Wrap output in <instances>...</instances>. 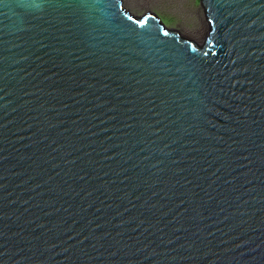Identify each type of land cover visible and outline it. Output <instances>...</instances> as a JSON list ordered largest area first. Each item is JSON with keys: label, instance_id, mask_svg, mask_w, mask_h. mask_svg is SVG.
I'll return each mask as SVG.
<instances>
[{"label": "water", "instance_id": "95a60500", "mask_svg": "<svg viewBox=\"0 0 264 264\" xmlns=\"http://www.w3.org/2000/svg\"><path fill=\"white\" fill-rule=\"evenodd\" d=\"M199 2L0 0V264H264V0Z\"/></svg>", "mask_w": 264, "mask_h": 264}, {"label": "rangeland", "instance_id": "374dc122", "mask_svg": "<svg viewBox=\"0 0 264 264\" xmlns=\"http://www.w3.org/2000/svg\"><path fill=\"white\" fill-rule=\"evenodd\" d=\"M135 16L150 11L169 29L202 43L209 24L199 0H122Z\"/></svg>", "mask_w": 264, "mask_h": 264}]
</instances>
